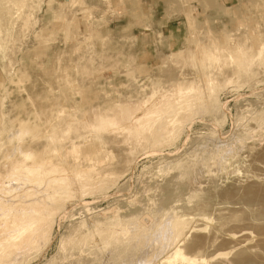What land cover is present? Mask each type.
I'll list each match as a JSON object with an SVG mask.
<instances>
[{
	"label": "rangeland",
	"instance_id": "obj_1",
	"mask_svg": "<svg viewBox=\"0 0 264 264\" xmlns=\"http://www.w3.org/2000/svg\"><path fill=\"white\" fill-rule=\"evenodd\" d=\"M0 264H264V0H0Z\"/></svg>",
	"mask_w": 264,
	"mask_h": 264
},
{
	"label": "bare ground",
	"instance_id": "obj_2",
	"mask_svg": "<svg viewBox=\"0 0 264 264\" xmlns=\"http://www.w3.org/2000/svg\"><path fill=\"white\" fill-rule=\"evenodd\" d=\"M236 51V50H235ZM209 56V55H208ZM16 119V118H15ZM24 123H26V122H24ZM24 123H17V124H19L18 126H17V128H15V131L14 132H12L11 133V136H12V138L14 137V139H15V142L17 141L18 143L23 139V136H24V134L26 135V133H30V132H32V130H31V128L29 127V126H27L26 124H24ZM11 126V125H10ZM15 126V127H16ZM35 126V125H34ZM37 127V126H36ZM34 129V128H33ZM13 131V130H12ZM32 133H34L35 134V132H32ZM32 135V134H31ZM36 135V134H35ZM49 135V134H48ZM50 135H51V133H50ZM40 136V135H39ZM17 144V143H16ZM90 145V144H89ZM90 146H88V148H89ZM83 148V147H82ZM20 149V148H19ZM18 149V150H19ZM84 150V149H83ZM21 151V150H20ZM23 152V151H22ZM27 152V151H26ZM19 153V152H18ZM25 153V152H24ZM7 154H8V152H7ZM31 154V153H30ZM86 154V153H85ZM26 156H27V153H26V155H25V158H26ZM41 156V155H40ZM19 157H21V156H19ZM22 157H24V156H22ZM28 157V156H27ZM5 158H6V156H5ZM7 158H8V156H7ZM11 158H12V156H11ZM33 157H31V159H32ZM8 159H10V157L8 158ZM25 160V159H24ZM28 160V159H27ZM35 160V158H33V163H32V165H30V166H32V167H37V166H40L41 167V164L36 160V161H34ZM2 161H4L5 162V164H6V160H2ZM10 161V162H9ZM8 162H9V167L7 168V174L9 173V174H12V173H16V169L19 167V166H22V165H25L23 162H22V160L21 159H19V158H13V159H10ZM41 161V160H40ZM12 162H13V165H11L12 164ZM14 162H15V164H14ZM25 162H27V161H25ZM42 162V161H41ZM47 162V161H46ZM44 163V162H43ZM4 164V163H3ZM42 165H44V164H42ZM21 168V167H20ZM38 168V167H37ZM36 169V168H35ZM37 177V176H36ZM38 181V180H37ZM13 184H14V180H13ZM85 203V202H84ZM80 206V205H79ZM74 207V206H73ZM86 208V207H85ZM77 210V209H76ZM78 210H79V208H78ZM73 211V210H72ZM85 211V210H84ZM77 212V211H76ZM82 212H83V210H82ZM86 212V211H85ZM63 213V212H62ZM61 215V214H60ZM70 215V214H69ZM71 216V215H70ZM70 216H69V218H70ZM87 216V215H86ZM72 217H73V215H72ZM25 232V229H19V230H16V231H14L13 233H11L10 234V239H12V240H17V239H19L22 235H23V233ZM4 239V238H3ZM8 241V240H7ZM136 263V262H135Z\"/></svg>",
	"mask_w": 264,
	"mask_h": 264
}]
</instances>
